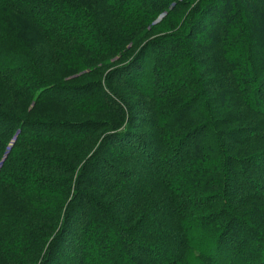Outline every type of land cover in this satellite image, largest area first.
<instances>
[{
  "label": "trees",
  "instance_id": "trees-1",
  "mask_svg": "<svg viewBox=\"0 0 264 264\" xmlns=\"http://www.w3.org/2000/svg\"><path fill=\"white\" fill-rule=\"evenodd\" d=\"M0 264H264V0H0Z\"/></svg>",
  "mask_w": 264,
  "mask_h": 264
},
{
  "label": "rangeland",
  "instance_id": "rangeland-1",
  "mask_svg": "<svg viewBox=\"0 0 264 264\" xmlns=\"http://www.w3.org/2000/svg\"><path fill=\"white\" fill-rule=\"evenodd\" d=\"M144 62H145V67H146V70L149 68V66H150V64H149V62L147 61V59L146 60H144ZM143 62V63H144ZM244 71V70H243ZM256 78H257V76H256ZM254 78L252 81H251V84H254V83H258L259 81H260V78ZM256 79V82L254 81ZM208 142H211V139H208Z\"/></svg>",
  "mask_w": 264,
  "mask_h": 264
}]
</instances>
